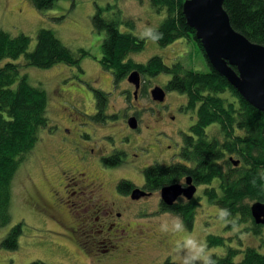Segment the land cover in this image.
I'll list each match as a JSON object with an SVG mask.
<instances>
[{"label":"rangeland","instance_id":"rangeland-1","mask_svg":"<svg viewBox=\"0 0 264 264\" xmlns=\"http://www.w3.org/2000/svg\"><path fill=\"white\" fill-rule=\"evenodd\" d=\"M99 7L103 8V14L109 19L118 16L133 18L135 28L122 23L120 29L133 32L141 38L144 25L158 27L167 15L164 10L157 12L150 0H56L51 7L45 9L36 8L32 0H0V29L12 36L29 35L32 40L29 50L36 46L38 31L41 28H49L75 52L79 48L91 52L90 56L81 58L79 65L59 62L48 69L28 65L21 69V73L28 75L30 83L42 87L48 95L49 126L40 130L39 141L13 179L12 220L10 224L0 227V264H29L36 260H41L44 264H164L167 259L175 262L173 255L175 245L188 233L206 241L207 245L209 234L225 237V245L208 246L215 255L226 254L229 246L243 251L249 245H257L256 239L252 235H247L244 225H240L239 233H233L231 226L220 221L217 215L220 208L208 202L203 193L204 185L199 186L196 191V195L203 198L196 209L194 227L192 229L186 227L187 233L159 231L160 224L166 217L177 216L160 210L161 205L158 202L160 192L154 193L153 198L133 201L132 207L123 212L122 217L125 219L107 234L97 233L95 228L89 230L83 227L86 215L82 213L79 202L74 203L77 195L68 197L69 191L79 190L78 185H74L72 181L69 182L70 185L64 186L63 190L59 188L63 200L69 205L68 210L57 207L53 188L66 181L65 178H61V169L57 165L61 163L62 167L63 165L67 168L76 167L75 163H72L75 161V157L72 156L73 144L76 142L61 145L55 141L57 137L54 135L61 136L63 133L69 137L68 140H73L76 138L77 128L80 127L79 132L84 135L83 137L87 139V134L92 137L91 141L89 140L90 145L98 144L92 146L96 150L100 144L99 135L103 133L102 135L108 134L101 138L103 143L114 149L121 144L138 142L136 151L139 157L136 156L138 153L131 155L135 162L140 160L147 165L148 161L154 160L170 164L184 161L177 150V154L170 157L166 153L158 154L159 151L165 150L162 144L169 145L170 142L180 144L184 134L189 133L190 125L197 119L195 112L190 110L189 117H184L180 112V123H172V120L159 109L162 102L152 99L151 89L156 85L164 87L171 78L167 73L148 77L152 80L149 94L138 95L137 99L133 97L135 87L128 80L114 85L113 74L104 69L101 63V46L105 32L99 31L93 25V17ZM154 55L162 56L168 65L180 60L185 68L202 71H208L210 68L204 55L198 53L194 43L187 39L162 46L145 38L143 51L133 53L131 57L138 62H146ZM14 62L24 64L25 59L22 56ZM96 89H103L110 95L105 110L109 115L105 119L107 123L103 126L97 124L98 131L95 134L93 129L95 122L99 120ZM129 90L130 97L126 100L123 97ZM165 98L164 102L170 103V114L175 111L178 104L187 103L186 95L178 91L167 90ZM135 111L139 112L140 124L146 132L128 130L130 132L128 140L120 143V138L126 134V125L128 126L125 120ZM177 127L179 131L173 134ZM207 128L210 135L217 130L214 125ZM163 129L170 133L162 132ZM169 134L172 137H168ZM94 139L96 141L92 142ZM132 151L134 152V149ZM52 153L60 162L51 157ZM132 167L107 173L100 171L98 167H92L94 169H91V172L92 175H98L108 182L117 179L122 173L136 180L139 177L136 171L143 166ZM125 221L128 225L127 229L124 227L123 230L121 226ZM19 223L23 224L22 234L18 240L19 246L14 250L2 246L1 242L8 232ZM91 235L93 238L90 243ZM242 257L240 252L235 261L238 262Z\"/></svg>","mask_w":264,"mask_h":264},{"label":"trees","instance_id":"trees-1","mask_svg":"<svg viewBox=\"0 0 264 264\" xmlns=\"http://www.w3.org/2000/svg\"><path fill=\"white\" fill-rule=\"evenodd\" d=\"M32 2L36 8L45 9L56 0ZM150 3L157 12L164 10L167 13L157 27L163 33L158 43L164 46L187 39L194 43L198 53L204 55L210 68L208 71L185 68L180 60L168 65L159 55L138 62L131 54L143 51L145 38L120 29L122 23L135 28L134 19L121 16L109 19L103 14L102 7L94 14V27L105 32L101 63L113 74L114 85L134 70H138L143 78L167 73L171 78L164 87L185 94L186 108L196 114L197 119L190 125L189 133L183 136L181 156L184 162L151 166L145 173L147 183L152 189H158L191 176L198 186H205L203 193L208 202L220 209H229L232 217L244 225L247 235H252L257 242L243 251L229 246L226 254H213L217 264H264V223L255 222L251 212L253 204L264 202V112L250 105L209 63L200 39L183 12L184 0H150ZM223 6L236 31L253 42L264 44V0H225ZM36 40L35 48L29 50L32 42L29 35L12 36L0 29V227L12 220L13 179L39 141L40 130L49 126L48 95L42 87L29 82L28 75L21 73L22 67L48 69L59 62L79 65L82 57L91 54L85 48L75 52L49 28H41ZM22 56L24 64L14 62ZM150 83L147 78L142 96L149 93ZM95 91L99 121H104L110 93L103 89ZM211 125L217 130L210 135L207 127ZM236 160H240L238 165ZM128 184L123 181L120 187ZM201 198L196 196L172 206L163 203L160 210L178 215L186 227L192 229ZM22 227V223L14 225L1 242L2 246L17 248ZM225 242L221 235H208L210 247L225 245ZM240 252L243 257L236 262ZM29 264L44 263L36 260ZM164 264L175 262L167 259Z\"/></svg>","mask_w":264,"mask_h":264},{"label":"flooded vegetation","instance_id":"flooded-vegetation-1","mask_svg":"<svg viewBox=\"0 0 264 264\" xmlns=\"http://www.w3.org/2000/svg\"><path fill=\"white\" fill-rule=\"evenodd\" d=\"M140 77L142 78L141 86L139 88L140 90L137 95L133 93L134 99H137L138 95L143 94L142 88H144V84L145 82H147L148 77L143 78L141 73H140ZM148 79L150 80V78ZM124 80H128L127 77L124 78ZM151 81L152 80H150V82ZM124 89L127 90L125 87ZM129 97H130V90L127 92L126 96H124L123 98L124 99L126 98L127 100ZM96 106H97V103H96ZM169 106H170V103L162 102V105L161 106L159 105V109L161 112L165 113L163 115H166L167 117H169V119L172 120V123H175V124L180 123L181 113L184 114V117H189L190 109L188 110V108H186L187 104L185 105L178 104L177 106H175V111H173L172 114L169 113L170 112ZM97 112H99V108H97ZM106 115L107 117H109L108 114ZM139 115H140L139 112L135 111V112H132L127 119L125 118L126 119L125 121H127L128 126L126 125V122H125L126 134L123 135L122 138H120V141H119L120 143H123L124 141L128 140L129 133H130L129 131H133V132L137 131L139 133L146 132L143 129V125L140 124ZM104 116H105V113L101 115V118H104ZM131 116H134L135 118H137V121H138V125L135 129L130 127V124L128 121ZM99 120L95 122L96 125L94 126V129H93L94 131L93 133L95 134H96V131H98L97 124H100L101 126H103L105 123H107L105 122V120L104 121H99ZM79 128H78V132L76 133V138L73 135V137L75 138L73 140H68L69 137L67 135H64L63 133L60 134L61 136L54 135V137H57L55 138V141L60 142L61 145L62 144H73V142H76L73 144L74 146H73V156H72V158L75 157V161L72 163L73 164L75 163L76 167L67 168L64 165L62 167L61 163L57 165L61 169V172H60L61 178H65L66 181L60 183V185L58 186H54L53 188V191H55V199L57 201L56 205L59 208L68 210L67 207L69 205H66L67 202L63 200L61 196V190L64 189V186L70 185L69 182L72 181L74 185H78L79 190L69 191L68 197H74L75 195H77V198L74 199L75 201L74 203L76 204V202H79V206L82 209V213L86 215V217L84 218V221L86 223L83 224V227H86V229H89V230H92L95 228L97 233L104 232L107 234L109 231L113 230L112 228L114 226L117 228V226L121 224L120 221L125 219L124 217H122L123 212L126 210L128 211L129 208L132 207L133 201H140L141 199H145V198L147 199L153 198L154 193L158 194V192H160L161 194L162 187L158 189H152L147 183V176L145 173L151 166H156L159 164L163 165V164L160 162H156L154 160L151 162L148 161L147 165L143 162H140V160L135 162L131 158V155H134V154L136 155V153H138V151L136 150L138 149L139 143L137 142L136 144L135 142H128L126 145L121 144L120 146L116 147V149H114L111 146H109V144H106V143L104 144L101 139L103 136L104 137L108 136V134L102 135L103 134L102 133L101 135H99L100 139H98V141L100 144H99V147H97L98 149L96 150V148L92 146L94 145L96 146L98 144L93 143L94 145L92 144L90 145L89 140H91L92 137L90 136V134L86 135L88 136L87 139L83 137L84 135L79 132ZM178 131L179 130L177 127V129L176 130L174 129L172 133L176 134V132ZM162 132H165L166 134L170 133V132L167 133L165 129H163ZM167 136L172 137L171 134ZM182 140H183V137H182ZM95 141L96 139L92 140V142H95ZM52 144H54V141H52ZM162 145L164 146L165 150L164 152L157 151L158 154L166 153L170 157L173 154H177L176 152L177 150L178 154L181 156V153H182L181 149L184 145V141L180 142V144H178V142H176V144H172L170 142L169 145H164V144ZM149 147L151 148V146ZM133 149H134V152L132 151ZM136 156L138 158L139 153ZM51 157H53L55 160L57 159V156H55L54 153H52ZM110 158H112L114 162H112ZM57 162H60V161H57ZM172 163H176V162H172ZM170 164H166V165H170ZM140 165L143 167L139 168L136 171V174H139V177L138 179L136 178V180L133 177H130L129 175L127 176L122 173L120 174L119 177H117V179L111 182H108V180L101 178L98 175L97 176H95V174L92 175V172H91V169H94L95 167H98L100 171L107 173V172H114L117 169L124 170V169H127V167H132V166L138 167ZM79 176L81 178H79ZM186 177L182 178L179 183H183L184 185H186L185 183ZM123 181L128 182L129 184L121 188L120 183ZM198 187L199 186L197 185V189ZM59 188L61 190H59ZM137 188L138 189L140 188V190L143 193L140 194L138 198H134L132 196V192L133 190ZM196 196L197 195H195L194 197ZM161 197H162V194H161ZM161 197L158 195L159 204L160 205H162L163 203L166 204L163 201V199H161ZM70 201H73V200H70ZM180 201H189V200L187 199L185 195H182L181 197L178 198V200L175 203L180 202ZM35 206H39V205H35ZM169 206H172V205H169ZM127 225H128V222L125 221L122 224L121 228L124 230L127 227ZM117 230H119V228ZM92 238L93 236L91 235L90 243H91ZM104 250L109 251L107 249H104Z\"/></svg>","mask_w":264,"mask_h":264},{"label":"water","instance_id":"water-1","mask_svg":"<svg viewBox=\"0 0 264 264\" xmlns=\"http://www.w3.org/2000/svg\"><path fill=\"white\" fill-rule=\"evenodd\" d=\"M224 1L184 0L183 12L200 39L204 54L213 68L225 76L250 105L264 112V44L253 42L234 29L229 13L224 9ZM127 79L135 87L134 94L137 95L142 82L140 72L134 70ZM150 93L155 101L166 100L165 87L156 85ZM128 121L131 128L137 127V118L131 116ZM239 163L240 160L235 161L236 165ZM185 183L186 185L175 182L163 186V201L172 205L182 195L188 200L193 199L197 184L191 176L186 177ZM142 193L137 188L133 190L132 196L138 198ZM251 212L255 222L264 223V202L253 204Z\"/></svg>","mask_w":264,"mask_h":264},{"label":"clouds","instance_id":"clouds-1","mask_svg":"<svg viewBox=\"0 0 264 264\" xmlns=\"http://www.w3.org/2000/svg\"><path fill=\"white\" fill-rule=\"evenodd\" d=\"M143 38L158 42L163 38V33L157 27L144 25L141 33ZM162 199V197H161ZM220 221L225 225H231L233 233H239L241 227L238 218L232 217L229 209L217 210ZM159 231L162 233H187L184 221L177 215L166 217L160 224ZM175 264H217L213 253L208 249L206 241L193 234H186L179 240L173 250Z\"/></svg>","mask_w":264,"mask_h":264}]
</instances>
